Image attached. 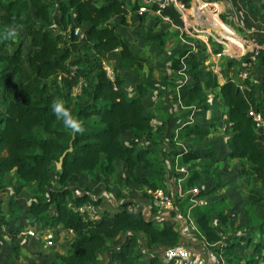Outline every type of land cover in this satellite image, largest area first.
<instances>
[{"label":"trees","instance_id":"obj_1","mask_svg":"<svg viewBox=\"0 0 264 264\" xmlns=\"http://www.w3.org/2000/svg\"><path fill=\"white\" fill-rule=\"evenodd\" d=\"M177 2L189 7L191 0ZM138 5L129 8L120 0H105L101 4L95 0H61L57 4L59 15H56L51 0H0V95L4 94L10 76L22 80L0 114V198L9 190L16 193L21 189L29 197L25 203L16 198L8 199L15 203L7 212L18 221L12 225L14 235L24 224L52 229L63 227L75 233L70 243L71 252L60 255L61 264H98V250L110 253L111 264H172L161 260L157 254L143 259L137 250L138 233L145 234L146 245L150 247L180 243L181 233L171 223L160 225L140 211L124 208L111 215L103 213L96 219L81 214L77 208L88 196H72L67 184L80 174L95 178L113 176L119 160L128 171L127 181L133 178L151 190L165 189L166 168L156 140L163 126L154 131L144 114L148 86L138 84L135 94L127 96L123 76L115 73L111 79L103 66L116 49L123 65L140 64L141 59L133 56L118 31L119 26L127 24L129 9H137ZM146 7L159 11L178 26L184 25L181 13L173 5L152 3ZM261 7L264 8V2ZM113 16L115 22L111 20ZM73 18L78 25H85V39L89 44L73 34ZM11 28L16 29V36L5 39V31ZM6 46L12 49L5 52ZM182 62L188 68L182 69L179 66ZM202 63L199 56L188 55V50L184 49L172 57L171 68L176 72H194ZM258 64L264 69V51L260 53ZM228 65H232L231 61ZM84 80H90V86L83 85ZM77 86H80V94L74 101L73 90ZM175 86L174 99L186 107H198L207 100L206 87L199 79ZM217 86L231 130L227 139L229 155L246 160L250 167L243 173L255 174L264 185V136L256 134L254 122L248 115L249 109L264 106V86L261 96L248 78L229 76ZM56 99L63 100L73 117L83 122V134L74 135L57 119L51 109ZM124 131L132 135L127 144L121 141ZM209 133L197 120L180 122L178 139L190 138L200 148L180 151L177 155L181 165L198 163L199 167L192 168L182 192L203 185L207 176L213 180L198 193L191 194L190 199L206 198V204L187 205L198 232L212 243L223 239L213 223L215 217L228 229L229 204L227 198L217 197L224 184L214 170L217 150L204 143ZM145 139L149 144H141ZM70 146L72 149L64 156L61 168L56 169L55 162ZM138 165L143 168L141 175L136 172ZM13 169L15 174L7 179L5 176ZM88 201L99 202L92 198ZM186 208L181 210L183 215ZM0 219V224L8 223L5 216L1 215ZM247 228L252 229L248 236L243 234ZM121 232L125 239L114 249L112 238ZM225 238L228 241L215 249L224 264H241L243 258L239 252L245 246L252 247L259 254L257 261L264 264V217L253 212L246 222L236 226L233 235ZM255 261L252 256L247 264H255Z\"/></svg>","mask_w":264,"mask_h":264},{"label":"crops","instance_id":"obj_2","mask_svg":"<svg viewBox=\"0 0 264 264\" xmlns=\"http://www.w3.org/2000/svg\"><path fill=\"white\" fill-rule=\"evenodd\" d=\"M120 1H123L129 8L133 7L136 4V2H133L131 0ZM196 1L197 0H193L194 3ZM214 2L217 11L219 12L220 16H222V18L224 19V23L232 31L236 32V35L246 37L250 36V40L264 45V8H261L260 5V3L264 2V0H214ZM176 9H178V11L181 13V7L178 6ZM132 12H135L137 14L138 11L137 9H129L128 15H132ZM148 13H153V15L159 16V18L162 19V22L164 21V23H166L169 31L173 34V36L176 38V41L178 42V50L186 49L188 50V55L196 54L197 56H199V58L203 60V63L194 72H176L175 70H173L177 73V76H181V79L172 80V83L170 82V80H168L169 83L167 84L170 85H167V87L162 85V92L165 93H163L162 97L160 98V101H162L161 106L166 112V114L170 112L171 115L168 116L170 117V119L174 118L175 109H177L178 107H186L180 101L174 99V94L177 92V87L175 86V84L179 82H190L195 79L201 80L204 84V79L194 78L195 75H198L199 72L203 69L204 71H211L216 74L218 71V65H216V63L219 61L214 54L217 51H221L224 55L222 61L225 65L221 67L223 68V71L221 73L216 74L217 78L214 85L205 86L207 92V100L203 103V105H206L207 108L205 110H202L201 112L199 107H196L195 110H192V112L197 113V116L195 118L190 119L201 122L210 130V133L204 139V142L207 141L208 143H210L211 146H213L217 150L218 160L214 164V170L219 173L221 182L224 184L223 187L218 190L217 197L227 198L229 204L227 210L228 229H224L223 226L220 224V221L215 217L213 223L216 227L217 232L223 237V239L208 243L206 239L198 232L196 220L190 214L189 207H191L192 203L186 209L185 215L181 213L182 209L178 208L179 206L177 204L174 210L171 211H168L163 207H153L150 211L152 220H154L160 225L171 223L174 228L181 233L180 242H184L186 244L190 252V256L192 258V264H224V260H222L220 254L215 249L218 248L224 242L228 241L225 237H227L228 235H233L235 233L236 226L246 222L248 216H250V214L252 215L253 212H255L258 217H264V185H262V183L255 176V174L243 173L244 169H249L250 167V164L246 160L232 158L229 155L227 139L231 134V130L229 127L227 109L224 105V100L221 96L217 84L224 82V80L229 76H236L237 78H241V73L246 71L248 76L247 78L256 87L257 93L261 96V87L264 86V69H262L259 64H252V66L250 67L246 65V63L244 62V58L239 56L244 48L240 43L237 44L236 47V57L230 58L227 54L226 44H224L226 42H224L222 46H216L213 42H209L208 39L206 40L204 38V34H196L195 28L186 27L185 24L182 26H178L174 24L169 17L163 16L160 14L159 11H154L148 7L147 11H145L141 16H149L150 14L148 15ZM128 15L127 24L119 26L118 29H121L125 26H129ZM111 19L113 21H116L115 16H113V18ZM182 20L183 22L187 21L186 19ZM186 24L189 25L187 22ZM79 26L85 29V25L79 24ZM239 29L242 30V32ZM122 31H126V37L121 31L119 32L121 33L122 37L125 39L129 48L132 51L133 44L130 41L132 39L130 35L131 33L129 30ZM227 44L229 46L230 42ZM164 47H167V44H165ZM11 49V46H6L5 52H9ZM113 52H118L119 57L118 49L112 51L110 54H112ZM110 54L107 57L108 59ZM133 56L136 57L135 55ZM229 61H231L232 63V65L230 66L228 65ZM179 66L182 69L188 68V65L183 62L180 63ZM235 67L236 69L234 70ZM226 71H228V73H226ZM19 80L20 82L22 81L21 79ZM210 90H213L212 94ZM134 94L135 92H132L130 95H126L133 96ZM170 95L172 98L169 99L168 96ZM212 95L216 96L217 102L221 105V108L218 106L216 107L213 102ZM150 96L152 97L153 94L152 89L149 88V92L146 98L144 99V114L146 116V109L153 102H151ZM155 100L156 99H154V104L156 102ZM262 101H264V98H262ZM192 106L195 105H191L189 107ZM214 117H216L215 120L213 119ZM149 120L151 125L153 126V130L155 131L158 126H155L154 123L151 122V119ZM212 122L218 124V126L211 127L209 123ZM163 124L164 122L162 121V126ZM178 126L179 125L170 129L168 127V135L171 134L174 135V138H178ZM123 135H126L125 141L122 140ZM131 138L132 135L128 131H124L121 134V141L123 144H127ZM175 156L173 158L178 157V155L176 157ZM201 161L203 160H200V162ZM120 166L124 168L128 174V171L125 168L124 164L119 160L116 161V172L113 176H100L99 178H95L87 174H80L77 179L69 181L67 183L68 186H70L72 189V196L86 194L88 196V199H98L99 202L91 203L90 207L91 213L96 214L97 217L101 216L103 213L108 214L109 210H112V213L121 211L125 203H131L136 200L139 201L140 196L135 193L132 195H128L123 194L122 192H118V195L115 194L114 196V194H112L111 192L104 191L101 194L97 193V195L87 184L89 183V181L92 180L99 182L100 180H106L113 177L117 178ZM139 167L142 168L141 165H138L136 167L137 173ZM14 174L15 169H13L5 177L7 179H10L13 177ZM128 176L129 174L126 177L128 178ZM230 177L232 178V180H230ZM127 178H125L126 183L128 182ZM77 185H79V187ZM80 188H87V190L80 191ZM165 189L166 191L170 190L171 193L173 191L182 193L181 185L177 181L172 180V177L168 175H166ZM26 193L27 192L22 189L19 191L17 190L16 193L13 190H9L5 192L0 198V216H5V219L8 220L7 224H0V264H42L44 261L47 264H61L60 255H66L71 252L70 243L75 237V233L72 230L65 229L63 227H57L52 229L34 226L33 228L36 231L35 235L32 236L28 234H23L21 237H18L17 233L19 231H25L26 229L31 228L24 224L23 226H19L17 228V231H15V235L11 232L12 225L14 223H18V221L15 220L14 217L10 218L8 216L7 212L9 207L11 206V203L8 201L9 207H4L2 202L3 200H5V198H16L21 202L25 203L29 198ZM88 199L86 201H88ZM0 222H2L1 219ZM251 233L252 229L247 228L243 231V234L246 236ZM138 236L139 243L137 250L143 259L149 258L150 256L154 255L153 252L161 248L150 247L146 245V236L144 233L139 232ZM46 237L52 239L51 244H47ZM124 239L125 234L123 232L119 233L116 237L112 238V248L117 249ZM239 255L243 258L241 264H247V259H250L252 256L256 258L255 264H262L257 261L259 258V254L254 252V250L250 246H245L239 252ZM97 258L99 260L98 264H111L109 252H103L101 250H98Z\"/></svg>","mask_w":264,"mask_h":264},{"label":"rangeland","instance_id":"obj_3","mask_svg":"<svg viewBox=\"0 0 264 264\" xmlns=\"http://www.w3.org/2000/svg\"><path fill=\"white\" fill-rule=\"evenodd\" d=\"M60 1L61 0H51V5L56 15L58 13L57 4ZM95 1L101 4V3H104L105 0H95ZM161 1L162 0H160V2ZM200 1L201 0H199L198 2ZM192 4H194L193 0H191L190 2V7L192 6ZM190 7L186 8V11H184L183 9L181 11L182 16L185 19L186 18L188 19L189 18L188 16H190ZM143 13L144 12L142 13L137 12L136 14L135 12H132V15L130 16L128 15L129 16L128 17L129 26L122 27L123 29L122 28L118 29V31H121L124 34V36H125L126 31H122V30L130 31L131 33L130 35L132 37L130 41L133 44L132 53L137 58L141 59L140 64L134 65L131 67L125 66L119 60L118 52H113L112 54H110L109 59L107 58L103 62V66L105 63L112 70V73H113L112 78H114L115 73H119L123 76L125 80L124 85H123V89L125 88L124 89L125 94L130 95L132 92H136L137 85L141 83L146 84L150 89H152L153 96L152 97L150 96L151 98L150 100L151 102L152 101L153 102L151 103L150 106L147 107L146 114L148 118L151 119V122L154 123L155 126H162V121L164 122L163 132H162V128H160V137L156 138V140L159 141L161 160H163L164 162V165L166 168V175L176 180L181 175L177 173L175 169V158L173 157L175 155L177 156V152L200 148V146L196 145L190 138H182L178 140V138H174V135H171V134L168 135V127L169 129L174 128L177 125H179V123L182 121L191 120L190 118H195L197 116V113L192 112V110H195L196 107L195 106H192V107L187 106L184 108L178 107L177 109H175V115L173 119H170V117H168L171 115L170 112L168 111L169 113L166 114V112L162 108L161 106L162 101H160V98L162 97V94L165 93V92H162L163 91L162 85L167 87V85H170V84H167L169 83L168 80L172 81V80L181 79V76H177V73L173 71V69L170 66L171 57L175 55L177 50L179 49L178 42L176 41V38L173 36V34L169 31L166 23H164V21L162 22V19H160L159 16H155L153 15V13H148V15L150 14L149 16L142 17L141 15ZM71 15L72 14L70 13V16ZM210 15L212 16L213 20L215 21L217 20L216 16H214L211 13ZM219 17L224 22V19L222 18V16H219ZM72 31H73V34L75 35L74 27ZM240 31L242 32V30ZM76 36L84 44H89L87 42V39H85V29L84 28L81 27L80 33ZM165 44H167V47H164ZM216 65H219L222 67L225 64L217 62ZM25 68L27 69L26 64H25ZM235 69L236 67L234 68V70ZM251 70H248V71H251ZM222 71H223V68L218 69L216 74L221 73ZM226 73H228V71H226ZM216 74L211 71H204L203 69L199 72L198 75H195L194 78H202L204 79L205 86H211V85H214V83L216 82V78H217ZM53 79H55V77H53L52 80ZM19 83H20L19 79L10 77V80L6 84L4 95H0V114L6 108L7 102L11 98L12 94L17 91ZM90 84H91L90 80L83 81V85L90 86ZM210 91L212 94L213 90H210ZM79 94H80V86H77L73 90L74 101L77 99ZM212 97H213V102L216 105V107L218 106L221 108V105L217 102L216 96L212 95ZM168 98L169 99L172 98L171 95L168 96ZM154 99H156L155 104H154ZM198 107L201 110V112L202 110H205L207 108V106L203 104L199 105ZM213 119L215 120L216 117H214ZM209 125L211 127L218 126V124L213 123V122L209 123ZM122 140L123 141L126 140V135H123ZM204 143L210 145V143H208L207 141H205ZM141 144L147 145L149 144V141H147L146 139L142 140ZM188 167H189L188 170L190 173L192 171V168L199 169L198 163H194V164L191 163L188 165ZM142 172H143V169L139 167L138 174L141 175ZM51 175L53 177V171ZM127 175L128 174L126 170L120 166L119 173L117 175L118 177L120 176L119 178L113 177V178H109L106 180H100L99 182L92 180V181H89V183L87 184L89 185V187L92 188V191L95 192L96 194L97 193L101 194L104 191L111 192L112 194H114V196L115 194L118 195V192H122L123 194H128V195H132L135 193L140 196L139 202L147 201L149 198L151 189H149L147 186L141 185L139 182L135 181L133 178H131V180L126 183L125 178H127L126 177ZM204 180L205 181L203 185H201L202 188H204L205 186L213 182L212 178L208 176L205 177ZM230 180H232L231 177H230ZM85 182H88V181H85ZM183 184H184V180H181L180 181L181 188H183ZM77 186L79 187V185ZM85 190H87V188H80V191H85ZM168 193L173 195V197L176 199V204L179 206L178 208L182 210H185L184 208L188 207L187 205L192 203V200L190 199L191 195L189 194V190H186L185 192H182V193H178L176 191H173L171 193L170 190H168ZM2 203L4 207L6 206L9 207L8 198H5V200H3ZM14 204L15 203L13 202L10 205H14ZM108 214L109 215L113 214L112 210H109ZM153 253L156 254L157 250Z\"/></svg>","mask_w":264,"mask_h":264},{"label":"built area","instance_id":"obj_4","mask_svg":"<svg viewBox=\"0 0 264 264\" xmlns=\"http://www.w3.org/2000/svg\"><path fill=\"white\" fill-rule=\"evenodd\" d=\"M136 2L138 5L137 11L139 13L147 11V4L158 3L160 6L164 5H173L175 8L178 6L181 7L184 11L186 8L183 4L178 3L177 0H132ZM152 1V2H151ZM182 11V10H181ZM212 13L216 15L217 20H213L212 16L209 14ZM220 14L216 9V5L214 0H198L192 4L190 7V16L184 22L186 27L195 28L196 34H204L205 39L209 40V42H213L214 45L222 46L226 44L227 47V54L230 58L236 57V47L237 44H242L244 47L241 51L240 57L244 58V62L248 67L252 64H258L260 60V53L264 51V45H261L258 42H254L250 40L249 37L246 36H238L236 32L232 31L219 17ZM182 17V16H181ZM182 19H185L184 17ZM74 21V31L75 35L80 33V26L77 24L76 19L73 18ZM186 22L189 24L187 25ZM226 25V26H225ZM233 40V41H232ZM229 46L227 43H229ZM216 58L220 63H223L222 59L224 55L221 51H217L215 54ZM104 69L107 72V75L111 78L113 76L112 70L104 63ZM218 69H221V66L218 65ZM246 71L241 73V78H247ZM248 115L251 116L255 131L258 136H264V106L261 109H249ZM175 169L177 173L181 176L178 179L172 178V180L177 181L180 184L181 180H185L187 176L190 174L188 165H181L179 163V158H175ZM166 181V180H165ZM201 186H195L190 188L189 194L193 195L199 192ZM192 204H206V198H196L191 199ZM176 206V199L173 197L172 194L168 193L165 189H157L151 190L150 195L147 201H133L131 203H126V205L121 209L124 208L128 211H140L146 218L151 219V209L153 207H163L164 209L171 211L174 210ZM91 202L85 201L83 202L77 209L81 214L87 215L89 218L96 219L98 218L96 214L91 213L90 211ZM4 226V225H3ZM2 226V227H3ZM23 234L28 235H35L36 231L33 227L26 229L25 231H19L17 233L18 237H21ZM47 244L52 243V239L46 237ZM160 258H162L165 262H171L172 264H192V258L190 256V252L184 242H180L174 246H164L157 250L156 253Z\"/></svg>","mask_w":264,"mask_h":264},{"label":"clouds","instance_id":"obj_5","mask_svg":"<svg viewBox=\"0 0 264 264\" xmlns=\"http://www.w3.org/2000/svg\"><path fill=\"white\" fill-rule=\"evenodd\" d=\"M17 34L15 28L7 29L4 34V38L15 37ZM51 109L56 115L57 119L62 120L65 128L70 129L75 134H83L85 128L83 122L73 117L70 110L65 107V102L60 99H56L52 102Z\"/></svg>","mask_w":264,"mask_h":264},{"label":"water","instance_id":"obj_6","mask_svg":"<svg viewBox=\"0 0 264 264\" xmlns=\"http://www.w3.org/2000/svg\"><path fill=\"white\" fill-rule=\"evenodd\" d=\"M71 149H72V147L70 146L66 151H64V152L62 153V155L60 156L59 160L55 162L56 169H60V168H61V166H62V161H63L64 156H65L66 153H67L68 151H70Z\"/></svg>","mask_w":264,"mask_h":264},{"label":"bare ground","instance_id":"obj_7","mask_svg":"<svg viewBox=\"0 0 264 264\" xmlns=\"http://www.w3.org/2000/svg\"><path fill=\"white\" fill-rule=\"evenodd\" d=\"M210 14V13H209ZM212 14V13H211ZM214 15V14H213Z\"/></svg>","mask_w":264,"mask_h":264}]
</instances>
